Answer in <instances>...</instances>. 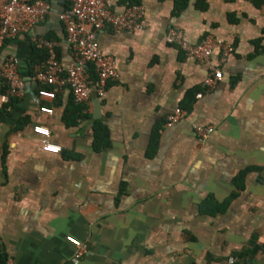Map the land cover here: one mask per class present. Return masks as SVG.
Listing matches in <instances>:
<instances>
[{
    "label": "crops",
    "instance_id": "obj_1",
    "mask_svg": "<svg viewBox=\"0 0 264 264\" xmlns=\"http://www.w3.org/2000/svg\"><path fill=\"white\" fill-rule=\"evenodd\" d=\"M46 1V21L0 49V65L15 59L25 85L22 97L11 96L0 77L6 264H264V0H190L184 8L108 0L117 14L141 5L144 15L140 31L97 34L119 75L100 96V115L94 97L76 103L68 88L55 100L38 94L46 64L35 38L54 42L64 66L75 62L60 20L67 2ZM171 28L191 44L212 37L232 51L188 57L166 42ZM212 67L223 78L209 87ZM177 109L186 115L170 124ZM35 126L50 130L61 153L42 150ZM196 126L213 131L202 139Z\"/></svg>",
    "mask_w": 264,
    "mask_h": 264
},
{
    "label": "built area",
    "instance_id": "obj_2",
    "mask_svg": "<svg viewBox=\"0 0 264 264\" xmlns=\"http://www.w3.org/2000/svg\"><path fill=\"white\" fill-rule=\"evenodd\" d=\"M67 8L60 15L67 33V43L75 57L74 64L64 66L57 57L55 44L45 38H35L36 48L45 50L48 54L46 67L36 75L41 87L39 96L43 99L55 100L57 93L68 88L76 103H87L96 93L103 95L111 80L118 78L115 60L103 53L97 34L105 28L114 32H136L143 29L142 18L144 8L141 5L129 7L124 13L117 14L108 0H66ZM51 14V5L46 0H0V49L7 41L20 35L29 34L37 25L46 21ZM170 45H176L183 53L199 61H208L215 49H221L224 58L232 48L206 37L199 44H191L186 40L181 30L171 28L165 38ZM93 67L95 78L91 77L89 66ZM212 73L206 79V86H213L222 80L220 69L212 67ZM0 77L8 85L11 96L22 97L25 93L24 81L18 71V62L10 59L0 65ZM49 86L50 88H46ZM202 95L199 94L198 98ZM7 101L6 97L2 98ZM42 113L53 115L54 109L46 106L40 108ZM186 112L177 109L169 115L168 122L176 123ZM196 133L200 138H206L212 127L196 126ZM34 132L43 138L42 150L59 154L62 147L49 141L51 132L47 127L35 126ZM69 242L79 248L77 257L85 251L82 243L74 238Z\"/></svg>",
    "mask_w": 264,
    "mask_h": 264
},
{
    "label": "trees",
    "instance_id": "obj_3",
    "mask_svg": "<svg viewBox=\"0 0 264 264\" xmlns=\"http://www.w3.org/2000/svg\"><path fill=\"white\" fill-rule=\"evenodd\" d=\"M204 0H199V2H202ZM190 0H177V7L178 8H184L186 7L188 4H189ZM37 56L38 57H41L44 64H46L47 60H48V54L45 50H37ZM91 69V68H90ZM91 71V70H90ZM91 77L92 78H95V73L94 71L91 73ZM43 87V86H42ZM40 87V88H42ZM50 88V87H49ZM51 89V88H50ZM98 135V134H97ZM100 137L97 136V139H99ZM244 179H245V173H242L236 180L237 182V186L239 189H243L244 188ZM226 209V207H221L220 211L219 212H224ZM242 257H244V255H242ZM6 261H7V258H6V255L0 251V264H6Z\"/></svg>",
    "mask_w": 264,
    "mask_h": 264
},
{
    "label": "water",
    "instance_id": "obj_4",
    "mask_svg": "<svg viewBox=\"0 0 264 264\" xmlns=\"http://www.w3.org/2000/svg\"><path fill=\"white\" fill-rule=\"evenodd\" d=\"M93 97L97 112L96 114L100 115V107H101L100 97L96 93L93 94Z\"/></svg>",
    "mask_w": 264,
    "mask_h": 264
}]
</instances>
